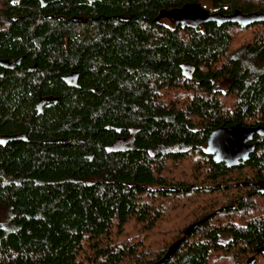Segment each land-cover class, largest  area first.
I'll use <instances>...</instances> for the list:
<instances>
[{
	"label": "trees",
	"instance_id": "trees-1",
	"mask_svg": "<svg viewBox=\"0 0 264 264\" xmlns=\"http://www.w3.org/2000/svg\"><path fill=\"white\" fill-rule=\"evenodd\" d=\"M186 1L0 0V264H264V138L205 151L264 124V21L155 20Z\"/></svg>",
	"mask_w": 264,
	"mask_h": 264
},
{
	"label": "water",
	"instance_id": "water-1",
	"mask_svg": "<svg viewBox=\"0 0 264 264\" xmlns=\"http://www.w3.org/2000/svg\"><path fill=\"white\" fill-rule=\"evenodd\" d=\"M42 3L44 4V2ZM163 16L171 17L177 24L181 23L193 26H199L208 21H216L219 24L229 21L243 26L264 21V12L252 11L244 13L238 9L227 14L219 11L209 12L199 3H188L178 8L160 11L155 20L159 21ZM19 62L20 58L15 60L0 59V65L4 68H12L15 63ZM77 75V72H72L64 75L63 79L70 85H76ZM255 133L264 136V124L248 126L235 123L218 126L209 133L206 139L205 151L207 154L212 155L216 162H224L228 166H235L241 161L247 160L254 151L256 143L251 140ZM262 250H264V246L258 248L257 252ZM247 262H254V257H249Z\"/></svg>",
	"mask_w": 264,
	"mask_h": 264
},
{
	"label": "flooded vegetation",
	"instance_id": "flooded-vegetation-1",
	"mask_svg": "<svg viewBox=\"0 0 264 264\" xmlns=\"http://www.w3.org/2000/svg\"><path fill=\"white\" fill-rule=\"evenodd\" d=\"M186 2L187 3H185V4H188V3H199L202 7L206 8L209 12L218 11V10H214V9H212L210 7L205 6L204 3H208L207 0H192V1H189V2L186 1ZM163 11H165V9ZM161 19H172V18L171 17H167V16H163ZM263 138H264V136L255 133L254 136H253V139L251 141L256 143V145H257V143H259ZM253 184L256 185V187L254 188L253 192L252 191H250V192L254 193V195L257 194V193L259 195H264V179H260V180L257 179L256 181L253 182ZM250 192H249V194H251Z\"/></svg>",
	"mask_w": 264,
	"mask_h": 264
},
{
	"label": "rangeland",
	"instance_id": "rangeland-1",
	"mask_svg": "<svg viewBox=\"0 0 264 264\" xmlns=\"http://www.w3.org/2000/svg\"><path fill=\"white\" fill-rule=\"evenodd\" d=\"M164 22H167V23H169L170 21L169 20H163ZM228 79H226L225 77H219V78H217L216 79V81H215V85L218 87V88H220V89H222V90H225V89H227V87H228ZM7 218V210L5 209V208H0V221H5V219ZM251 256H254V255H250L249 257H251ZM248 257V258H249ZM247 258V259H248ZM246 259V260H247ZM254 261H255V259H254ZM248 262H246V264H247ZM253 263V262H252Z\"/></svg>",
	"mask_w": 264,
	"mask_h": 264
}]
</instances>
